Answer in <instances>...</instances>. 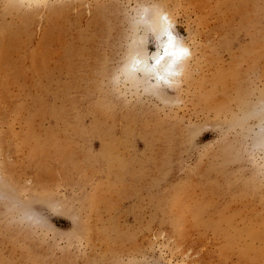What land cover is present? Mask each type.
Returning a JSON list of instances; mask_svg holds the SVG:
<instances>
[{"label":"rangeland","instance_id":"374dc122","mask_svg":"<svg viewBox=\"0 0 264 264\" xmlns=\"http://www.w3.org/2000/svg\"><path fill=\"white\" fill-rule=\"evenodd\" d=\"M0 264H264V0H0Z\"/></svg>","mask_w":264,"mask_h":264},{"label":"bare ground","instance_id":"6f19581e","mask_svg":"<svg viewBox=\"0 0 264 264\" xmlns=\"http://www.w3.org/2000/svg\"><path fill=\"white\" fill-rule=\"evenodd\" d=\"M27 1L37 2L38 0ZM164 14L166 13L154 12L149 20H143L155 33L157 39L156 50L148 53L144 40L140 39L137 44V50L132 52L129 61L125 66V73L126 75L135 77L141 76L142 78H151L154 81L155 87L172 90L182 82V79L187 78V69L189 70L190 68L189 64L192 61L193 56L191 53L189 58H182L173 62L171 56L164 55L163 48L166 37L163 35L161 21V17ZM167 17L173 24V21L168 15ZM172 31L174 30L172 29ZM177 43L184 45L179 39L177 40ZM162 56L163 59H161ZM157 60H160L159 64L156 63Z\"/></svg>","mask_w":264,"mask_h":264},{"label":"clouds","instance_id":"9594fccd","mask_svg":"<svg viewBox=\"0 0 264 264\" xmlns=\"http://www.w3.org/2000/svg\"><path fill=\"white\" fill-rule=\"evenodd\" d=\"M163 35L166 37L164 43V55L171 56L173 62L178 61L182 58H189L191 56V50L187 46L177 43L179 37L172 31L175 27L174 24L168 19L167 14H164L161 17ZM163 59V56L161 57ZM157 64L160 63V60L156 61Z\"/></svg>","mask_w":264,"mask_h":264}]
</instances>
